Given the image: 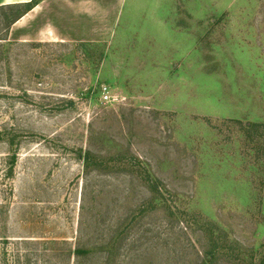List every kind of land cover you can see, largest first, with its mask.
Listing matches in <instances>:
<instances>
[{"label":"rangeland","instance_id":"1","mask_svg":"<svg viewBox=\"0 0 264 264\" xmlns=\"http://www.w3.org/2000/svg\"><path fill=\"white\" fill-rule=\"evenodd\" d=\"M14 11L0 264H264V0Z\"/></svg>","mask_w":264,"mask_h":264},{"label":"crops","instance_id":"2","mask_svg":"<svg viewBox=\"0 0 264 264\" xmlns=\"http://www.w3.org/2000/svg\"><path fill=\"white\" fill-rule=\"evenodd\" d=\"M31 0H0V6H7L10 4H25L30 2ZM97 0H37L36 5L32 7L29 11H27L22 17H20L13 25L14 27L20 21H26L31 19L34 13H42L48 12L50 17H59L62 16L63 13L67 14V16H90L89 10L92 8H96ZM118 2V0H117ZM114 6L110 5L111 12L109 13L108 19V27L113 31V26L116 18V12L118 9V3H113ZM108 5H106L107 7ZM105 7V6H103ZM89 8V9H88ZM109 30V31H110Z\"/></svg>","mask_w":264,"mask_h":264},{"label":"trees","instance_id":"3","mask_svg":"<svg viewBox=\"0 0 264 264\" xmlns=\"http://www.w3.org/2000/svg\"><path fill=\"white\" fill-rule=\"evenodd\" d=\"M37 0H31L28 3L25 4H10L7 5L6 7L8 8H14V13L12 14L11 18L9 19V26H11L12 24H14L20 17H22L27 11H29L30 9H32V7L34 5H36ZM5 7V6H3ZM214 242V240H213ZM74 255L77 257H80V254L82 253V248L80 246H78L77 248L74 249L73 251Z\"/></svg>","mask_w":264,"mask_h":264}]
</instances>
